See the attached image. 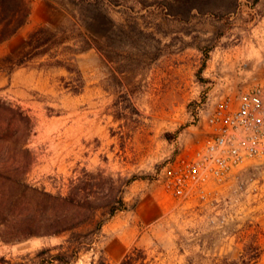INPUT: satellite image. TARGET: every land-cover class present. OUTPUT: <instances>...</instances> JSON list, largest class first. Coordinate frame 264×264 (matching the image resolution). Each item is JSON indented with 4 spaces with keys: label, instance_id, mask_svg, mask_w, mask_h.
Masks as SVG:
<instances>
[{
    "label": "rangeland",
    "instance_id": "rangeland-1",
    "mask_svg": "<svg viewBox=\"0 0 264 264\" xmlns=\"http://www.w3.org/2000/svg\"><path fill=\"white\" fill-rule=\"evenodd\" d=\"M39 27L55 59H28ZM262 77L264 0H32L0 45V173L16 179L0 194L17 200L0 208V264L72 244V264H120L116 240L138 236L134 264H264V160L186 199L161 180L206 141L214 98Z\"/></svg>",
    "mask_w": 264,
    "mask_h": 264
},
{
    "label": "built area",
    "instance_id": "built-area-1",
    "mask_svg": "<svg viewBox=\"0 0 264 264\" xmlns=\"http://www.w3.org/2000/svg\"><path fill=\"white\" fill-rule=\"evenodd\" d=\"M205 134L191 158L170 161L161 171L163 185L178 199L207 182L227 180L251 160H264V77L238 94H218L208 108Z\"/></svg>",
    "mask_w": 264,
    "mask_h": 264
},
{
    "label": "trees",
    "instance_id": "trees-1",
    "mask_svg": "<svg viewBox=\"0 0 264 264\" xmlns=\"http://www.w3.org/2000/svg\"><path fill=\"white\" fill-rule=\"evenodd\" d=\"M31 2L32 0H0V45L5 41L12 38L23 26H25L31 15ZM46 32L43 27H39L33 30L28 37V43L31 46V50L28 52V59L33 60L35 58L49 56L51 59H55L56 55L52 53V50L57 47L58 42L50 38L39 39L38 36L41 33ZM38 39V40H37ZM36 41V42H35ZM84 43H87L84 40ZM93 46L86 44L74 51V53H81ZM51 67H64L68 74L71 82L75 83L76 88H72V93L74 95L79 94L83 89V78L81 72L77 68H72L70 66L62 65V61L55 60L53 63L49 64ZM72 85V84H70ZM67 87H70L67 85ZM5 180L11 183H15L16 179L10 176H4L0 173V181ZM25 191H28V186H25ZM33 191V190H32ZM6 197L9 199L6 200ZM8 203L10 206H15L17 203L16 196L14 194H6L1 192L0 194V208ZM114 212H111L113 215ZM1 215V212H0ZM0 219V225L2 224ZM68 243H71L68 240ZM52 249L43 248L36 253V257L40 260L37 264H72L76 258L79 251L77 246L73 244L68 247L65 252H58L57 254H51ZM71 252V253H70ZM135 254H142V251L137 247H133L130 251L126 253L122 262L120 264H134L135 260L133 256ZM46 255L47 258H43ZM99 264H107V260L103 258Z\"/></svg>",
    "mask_w": 264,
    "mask_h": 264
},
{
    "label": "crops",
    "instance_id": "crops-1",
    "mask_svg": "<svg viewBox=\"0 0 264 264\" xmlns=\"http://www.w3.org/2000/svg\"><path fill=\"white\" fill-rule=\"evenodd\" d=\"M138 216H139L140 220L145 222V217H144L143 210H140L138 212ZM138 235H139V233L135 237H137ZM136 239L135 238L125 237V238H120V240H116V242H115L116 247H115V249L111 250V252H110L111 253V257L114 260H117V259H120L123 256H125L126 255V249L128 247L132 246L133 244H135L137 242Z\"/></svg>",
    "mask_w": 264,
    "mask_h": 264
}]
</instances>
